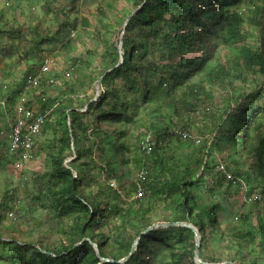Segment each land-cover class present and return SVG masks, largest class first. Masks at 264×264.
I'll list each match as a JSON object with an SVG mask.
<instances>
[{
	"label": "trees",
	"instance_id": "1",
	"mask_svg": "<svg viewBox=\"0 0 264 264\" xmlns=\"http://www.w3.org/2000/svg\"><path fill=\"white\" fill-rule=\"evenodd\" d=\"M126 1L93 0L95 12L84 0H31L42 3V15L23 22L24 30L0 29L11 39L0 44V63L8 65L0 66V116L9 123L20 107L32 116L48 112L29 152L51 133L47 169L35 180L50 184L45 191L53 189L56 215L54 227L37 232L6 225L7 211L15 209L6 191L0 264H197L193 228L144 233L170 222L198 228L204 261L264 264V0ZM104 16L122 37L94 33L93 20ZM91 33L99 50L85 43ZM60 40L58 55L48 53L47 44ZM77 46L87 47L91 59L76 58ZM71 56L57 74L55 64ZM101 77L103 89L92 100L88 91ZM174 127L187 137L172 133ZM149 135L154 144L145 154L141 142ZM172 136L191 146L187 159L170 152ZM130 163L137 176L127 188ZM208 172L212 205L195 191ZM240 193L247 211L223 227L218 194L229 200ZM164 196L170 201L160 205ZM209 247L217 254L205 256Z\"/></svg>",
	"mask_w": 264,
	"mask_h": 264
},
{
	"label": "rangeland",
	"instance_id": "2",
	"mask_svg": "<svg viewBox=\"0 0 264 264\" xmlns=\"http://www.w3.org/2000/svg\"><path fill=\"white\" fill-rule=\"evenodd\" d=\"M92 1L93 0H84L81 5H83L85 8H91V10L97 12L99 4L93 3ZM119 1L128 3L126 0ZM30 2V0H0V28L10 31L12 30L11 26L22 27L20 24L24 21L29 22L31 17L36 15L37 12L38 14L42 15V3L36 5L35 2H32V4H30ZM7 17L9 20L6 22L4 19ZM104 18L105 20L103 22H100L99 20H93L92 29L96 30L94 33L98 30L101 32L107 31L110 35H112V39L116 40L120 33H113L115 29L114 24H112L111 20L108 22L109 17L104 16ZM80 27L81 21L77 20V28L75 31L73 30L74 33H77L80 30ZM25 28L26 26L24 25L21 29L24 30ZM2 36L3 35L0 36V44H4L8 41L10 42L8 35L7 37L3 38ZM93 37L94 34L91 33V35L86 39L85 43L88 44V48L94 49L95 47L97 50H99L98 45L93 41ZM61 44V40L56 45V47L53 44H47L46 49L50 50L48 53H54V55H58V47H61ZM87 47L82 48L79 51V58L91 59V57H88L86 54ZM58 58L61 59L60 56H58ZM72 58V56L68 58L64 64H55L54 69L56 70V73L59 75L65 73L66 71H64V69L68 67ZM0 66L3 68L8 67V65H4V63H0ZM52 93L58 95V93L55 91H52ZM221 97L222 93L215 92L216 101H220ZM141 115H143V113H141ZM146 119L148 121L149 117H146ZM5 139H7L6 131L4 134H0V200L4 196L5 192L8 191V196L10 197L9 199H12V204L15 209H9L7 211V216L3 223L10 226L16 225L22 231H27L29 228H31L32 231L37 232L38 230L54 227L56 225V215L54 209L51 208V205H53V189L51 188V190L45 191L46 188L50 187V184L47 181L42 184L41 180H35V172H44L47 169V153L49 150H52V143L50 142L51 133H48L46 136H39V143L36 145L37 148L34 154L35 159L33 161L23 162L22 164H17V159L15 158V155L12 154L11 149H6V146L9 144L5 146V144L8 143ZM177 139L178 138L172 136V138L169 140L168 146L170 147V152H174L175 155L177 154L180 160L187 159L191 152V146L189 144H185V142L184 146H180ZM219 154L221 155V158L222 156L226 158L228 156V151H224L223 153ZM7 158H9V161ZM128 168H131V173L126 175L123 180L126 181L125 185H127V188L131 181L136 180L137 176V170L136 168H132L131 163L127 165L126 169ZM212 183V175L210 172H208L206 174L205 180L195 187V191L200 202H208L211 205L214 203L215 200L213 201V198H210V188L213 186ZM35 197H40V200L35 199ZM218 197L224 204V206L218 207V216L221 219L223 227H227L233 217L235 218V221H238V216H241L247 211L248 203H245V197L243 193L234 195V197L230 198L229 200H227L222 194H218ZM162 201L163 202L159 203L160 205H164L165 201L169 202L170 197L164 196ZM38 204H42L47 208H41L40 206H37ZM35 206H37V208ZM254 221L256 222V219H254ZM212 248L213 247H209L204 250L205 256L211 257L214 256V254H217V250H212ZM228 254L230 257H232L234 251H228ZM206 262H209V260H206Z\"/></svg>",
	"mask_w": 264,
	"mask_h": 264
},
{
	"label": "built area",
	"instance_id": "3",
	"mask_svg": "<svg viewBox=\"0 0 264 264\" xmlns=\"http://www.w3.org/2000/svg\"><path fill=\"white\" fill-rule=\"evenodd\" d=\"M49 68V65L43 67V69ZM95 86H93V90L90 89L88 93H95V100L99 97L101 89H103L102 85L99 81H96ZM48 113V112H46ZM46 113L40 112L38 115L32 116V111L24 110L23 108L17 109L16 113L12 118H9L8 121L10 123V132H11V150L14 153H18L19 156V164H22L23 161L32 158L30 154V149L34 144V136L37 133H40L42 129V125L44 119L46 117ZM171 132L177 135H181L186 138L188 135L187 130L180 129L178 127H174L171 129ZM173 135V134H172ZM170 136H167V140ZM196 138V137H195ZM199 139H197L198 141ZM142 149L144 153L147 154L152 150L154 144V138L152 135H149L146 139L142 140ZM220 169L224 170V166L220 165ZM139 179L143 174H145L144 170H141L139 173ZM228 177L231 178V173H228ZM144 192L142 189L138 192V196L142 195ZM258 197V196H257Z\"/></svg>",
	"mask_w": 264,
	"mask_h": 264
},
{
	"label": "water",
	"instance_id": "4",
	"mask_svg": "<svg viewBox=\"0 0 264 264\" xmlns=\"http://www.w3.org/2000/svg\"><path fill=\"white\" fill-rule=\"evenodd\" d=\"M167 226V225H185V226H188V227H191L195 230V235H196V250H195V261L197 264H239L237 262H233V261H225V262H206L204 261L201 256H200V242H201V234L198 230L197 227L193 226L191 223H187V222H170V223H157V224H154L152 226H149L145 231L144 233H146L147 231L151 230L152 228H154L155 226L156 227H160V226ZM139 241V238L135 241L134 243V248L133 250L135 249L137 243ZM95 247H96V250L97 252H99V247L96 243H94ZM133 253V251L124 259H122L120 262H123L125 260H127L131 254ZM105 260H108V259H105Z\"/></svg>",
	"mask_w": 264,
	"mask_h": 264
},
{
	"label": "crops",
	"instance_id": "5",
	"mask_svg": "<svg viewBox=\"0 0 264 264\" xmlns=\"http://www.w3.org/2000/svg\"><path fill=\"white\" fill-rule=\"evenodd\" d=\"M31 1V0H30ZM30 4H32V2H30ZM37 14H38V12H37ZM32 18V17H31ZM4 20H9V18L7 17L6 19H4ZM16 20H20V19H16ZM22 22V21H21ZM25 22V21H24ZM20 25H22V23L20 24ZM0 29H3V28H0ZM7 35H8V37L10 36V33H5L4 34V36H2V38L3 37H7ZM11 40V39H10ZM82 48L79 46L78 48H77V51H76V53L74 54L75 55V57H78V59H80V60H84V59H86V58H84V59H81V58H79V56H78V53H79V51L81 50ZM10 114V112H6V114ZM12 113V112H11ZM4 116V115H3ZM4 119H5V117H4ZM4 122V120H2V116H0V134H4L5 133V131L7 132V139L6 140H9L8 138H9V131H10V123H8L7 121H6V119H5V122ZM6 142H8V141H6ZM13 154V153H12ZM34 158V156L32 155V159ZM18 164V163H17Z\"/></svg>",
	"mask_w": 264,
	"mask_h": 264
},
{
	"label": "clouds",
	"instance_id": "6",
	"mask_svg": "<svg viewBox=\"0 0 264 264\" xmlns=\"http://www.w3.org/2000/svg\"><path fill=\"white\" fill-rule=\"evenodd\" d=\"M74 31H75V29H74ZM74 31L72 32V35L73 36H78V32L77 33H74ZM123 36V33L121 34V37ZM79 46H77V48H78ZM119 47L121 48L122 47V44L120 43V45H119ZM94 49H97V48H95L94 47ZM86 54H87V56H89L88 55V53L86 52ZM85 60V59H84ZM80 65V62H77V67ZM68 67H69V65H68ZM76 68V67H75ZM78 69V68H77ZM102 77L100 78V79H98L97 81H99L100 82V84L102 85ZM92 94V93H91ZM92 100H95V94H94V97L92 98ZM85 109H82V111H84ZM169 139V138H168ZM167 142H168V140H167ZM13 152V151H12ZM13 154H15L17 157H15L16 159H17V163L19 164V156H18V153H14L13 152ZM34 156V155H33ZM32 159V158H31ZM29 160V159H28ZM23 162H27V160L26 161H23Z\"/></svg>",
	"mask_w": 264,
	"mask_h": 264
}]
</instances>
